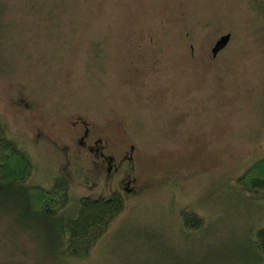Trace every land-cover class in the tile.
Returning <instances> with one entry per match:
<instances>
[{
	"label": "rangeland",
	"instance_id": "374dc122",
	"mask_svg": "<svg viewBox=\"0 0 264 264\" xmlns=\"http://www.w3.org/2000/svg\"><path fill=\"white\" fill-rule=\"evenodd\" d=\"M0 117L36 163L31 184L65 179L72 203L119 190L128 164L111 183L106 153L78 143L92 127L118 160L135 145L146 185L90 260L48 258L28 227L25 258L8 246L0 264H245L254 206L235 178L264 153V0H0ZM185 206L219 231L208 249L181 232ZM8 218L0 247L21 231Z\"/></svg>",
	"mask_w": 264,
	"mask_h": 264
},
{
	"label": "trees",
	"instance_id": "16d2710c",
	"mask_svg": "<svg viewBox=\"0 0 264 264\" xmlns=\"http://www.w3.org/2000/svg\"><path fill=\"white\" fill-rule=\"evenodd\" d=\"M35 164L24 145L6 133L5 124L0 117V225L14 212L21 215L22 220L18 237L12 234L11 238L6 239L5 244L0 247V254L9 246L14 257L25 258L23 254L26 249L22 247L21 241L28 238L29 227L35 228L42 238L41 241L49 245V249H42L48 258L54 257L67 262L89 259L97 244L122 216L130 197L138 196L146 188L145 184L139 183L135 186L127 183L136 172L135 166L128 164L121 187L113 191L111 196L85 195L72 203L65 179L64 183L53 181L49 186L30 183ZM106 171L105 179L112 183L115 175L109 176L107 167ZM235 182L237 191L254 206L247 233L249 247L246 251L251 255L245 264H264V153L256 156L248 168L236 176ZM126 187L131 190L127 191ZM179 220L181 232L190 231L191 241L200 242L206 249L208 244L220 237L214 234L218 231L216 228L211 230V223L204 215L190 210L187 206L182 209ZM226 220L230 221V218ZM224 224L231 229L230 222L226 221ZM205 231H208L207 240L201 241ZM222 241L226 243L227 240ZM204 251L203 248L202 252ZM184 264L188 262L185 261ZM203 264L214 263L208 261Z\"/></svg>",
	"mask_w": 264,
	"mask_h": 264
},
{
	"label": "flooded vegetation",
	"instance_id": "af4514ba",
	"mask_svg": "<svg viewBox=\"0 0 264 264\" xmlns=\"http://www.w3.org/2000/svg\"><path fill=\"white\" fill-rule=\"evenodd\" d=\"M78 143L83 144L86 148L91 152L90 155H99L101 151H104L106 155H104L105 162H101V164L105 165L108 169V175H116L120 172L122 165L125 163L134 165V150L135 145L131 144L129 149L125 150L121 155L120 159H117L115 152L111 149L109 140L107 138H103L101 136H96L95 132H92V127H83V133L78 137ZM107 147V148H106ZM94 164L99 161V159H93ZM133 174V173H132ZM135 176V174H133ZM131 181L127 183H133L135 186L137 183V178L134 177ZM126 182V181H125ZM127 191H130V188H127ZM138 191V190H136ZM132 193V192H131Z\"/></svg>",
	"mask_w": 264,
	"mask_h": 264
},
{
	"label": "water",
	"instance_id": "95a60500",
	"mask_svg": "<svg viewBox=\"0 0 264 264\" xmlns=\"http://www.w3.org/2000/svg\"><path fill=\"white\" fill-rule=\"evenodd\" d=\"M231 39V33H226L224 35H221L216 44L215 47L213 48V55L216 56L221 50H223L228 43L230 42Z\"/></svg>",
	"mask_w": 264,
	"mask_h": 264
}]
</instances>
